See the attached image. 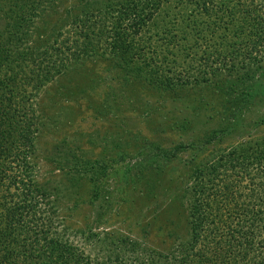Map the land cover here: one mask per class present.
<instances>
[{
  "label": "rangeland",
  "instance_id": "1",
  "mask_svg": "<svg viewBox=\"0 0 264 264\" xmlns=\"http://www.w3.org/2000/svg\"><path fill=\"white\" fill-rule=\"evenodd\" d=\"M8 2L4 21H14L17 14L23 20L19 49H29L28 54L37 55L34 64L45 65L35 70L31 60H24L25 65L15 66L17 78L25 70L29 75L15 83L13 93L22 97L20 102L10 101L18 110L12 117L14 124L29 122L33 135L32 154L25 153L29 167L25 177L46 182L50 200L39 211L43 224L74 249V256L83 252L90 258L88 264L100 259L112 262L116 256L120 261L117 258L115 264H136V259L141 264H176V257L194 256L201 245L190 239L195 215L191 207L196 205L197 212L212 219L204 229L208 244L236 231L231 241L243 243L239 246L242 254L232 249L239 255L238 264H254L253 257H264L263 219L253 223V234L245 235L240 217H233L230 223L219 221L221 215L235 216L246 207L264 217V198L260 196L264 190L253 185L259 182L257 174L262 169L247 166L253 179L234 171H240V161H233L235 169L231 161L225 163L229 166L225 171L221 166L213 169L240 143L264 141V95L258 91L264 89V64L255 69L248 62L250 69L240 68L243 61L247 63L249 48L243 12L254 8L264 18L262 1L161 0L152 26H143L138 34L143 46L161 43V48L174 52L175 58L169 53L165 61L158 62L159 71L166 76L182 74L180 67L188 50L197 69H219L209 76L211 82L171 87L155 86L132 69H123L107 42L97 45L93 53L102 56L75 58L81 32L88 28L78 20L84 13L98 15L89 26L95 30L103 18L112 21L107 14L112 11L102 10L107 0ZM130 3L132 13L144 4L139 0ZM216 11L219 29L212 30L215 25L211 28L208 22ZM154 30L160 35H154ZM235 30L236 38L231 37ZM230 44L237 47L232 66ZM145 56L150 54L145 52ZM246 70L245 81L254 72L252 78L258 77L260 83L254 85L251 79L253 87L248 92L252 98L236 108L238 99L222 97L218 86L241 77ZM0 73V80L8 79L7 72ZM4 110L11 112L0 106L3 114ZM9 150L0 164L7 171H20L21 155L12 159L15 153ZM248 196L251 201L247 202ZM240 226L241 234H237ZM217 233L221 236L214 240ZM245 239L256 244L258 251L246 247ZM115 240L120 243L115 245ZM127 242L156 250L160 259L127 246Z\"/></svg>",
  "mask_w": 264,
  "mask_h": 264
},
{
  "label": "trees",
  "instance_id": "2",
  "mask_svg": "<svg viewBox=\"0 0 264 264\" xmlns=\"http://www.w3.org/2000/svg\"><path fill=\"white\" fill-rule=\"evenodd\" d=\"M133 1L134 0H107L102 10H104V13L112 11L111 14H107L112 16L113 20L106 21L103 18L101 20V26L100 28H96L97 30L89 28V26L95 22L98 15H94V13H84V16L78 21L81 23L80 26L88 25V28L84 32H81L82 37L80 44H78V49L74 52L75 55H77L75 58L94 55L102 56L103 53H93L96 51L98 47L97 45H102L103 42H107L110 44L109 47L113 53L112 55L117 59L116 64L120 63L123 69H132V72H135L137 77L148 83H152L155 86L171 87L175 84L186 85L190 82L194 84L211 82L209 76L215 75V71L219 69L211 67L197 69V67L193 65V55L188 48L184 46L182 49H187L188 51L185 55L187 56V60L180 67L182 74L166 76L162 71H159L161 63L158 62H162V60L165 61V56L169 53V55L173 57L175 55L174 52H171L169 48H161V43H156L153 46L147 44L145 47L139 40L140 36L138 38V34H140L143 26H152L154 20H156L157 13L155 11L158 9L161 0H139L144 2V4L142 3V8L134 10L132 13L130 12L129 6L131 5L130 2ZM259 1H262L260 2V5L263 7V0ZM3 3L7 5V9L3 8ZM1 9L4 13L2 12V20L0 19V72H7L8 79L4 78L0 80V86H2L0 91V106L11 109V112L4 110L3 114L2 111H0V159L5 155V151H8V154L11 153L9 150L10 148H12L15 153L12 155V159L18 157V154L21 155L22 159L19 160L20 166L18 167L20 171L17 170V172L15 170L10 171L11 168L7 171L5 170L6 168L2 167V164H0V264H88V260L90 259L89 256L81 251L74 256V249L67 244L65 240H61L59 237L55 236L49 230L48 224H43V216L39 211H41V205L48 203L50 200L48 187L45 186L46 182L37 183L33 178H30V176L25 177V174L29 173L25 170L26 168L29 169L25 153L29 155L32 154L33 135L31 131L28 130L29 122L26 123L21 121L19 125L14 124L15 120L12 117L18 110L16 107L10 106V101L15 100L20 102L22 97L15 94V83L18 85V79L29 77L25 70L20 73L22 75L17 78L16 71H18L20 63H24V60H31L34 64L37 55L31 53L28 54L27 51L30 50L27 48L19 49L22 45V17L17 14L14 16V21H4V18L8 17V11L10 9V3L8 0H0V11H2ZM243 15V20L246 23L245 28L248 29V31H246V44H249V48L248 51H246L248 53L247 63L243 61L240 68H243L244 66L247 67V69H250L248 66V62H250L253 64V67L256 66L255 69H261L264 64V48L260 51L258 49L261 48L258 47H264V18L260 16L259 10H254V8L245 9ZM218 19L219 16L216 11L213 13V18L208 22V25H211V28L215 25L212 30L219 29L215 24V21ZM237 30L232 32L231 37H237ZM153 34L160 35L155 30L153 31ZM232 42L236 43V41ZM228 51L232 66V63L237 56V47L235 48L234 44H230ZM33 52L37 53L36 51ZM145 52H148L150 56L146 57ZM221 54L222 52H219L218 56ZM43 65L44 64L42 63H36L34 64V69H43V67H45V65ZM204 65L207 67L208 64ZM15 66L18 68H15ZM247 73L246 70L244 73L246 77L244 78L243 74L241 76L242 78H233L232 80L225 81L218 86V90H220L222 97L238 99V101H235L236 104L238 103L236 108H240L244 102L249 101L250 98H252V94L250 95L248 92L249 87H253L252 84L255 85L260 83L258 77L254 79L252 78L254 72L250 78L248 77L250 82L249 79L245 81L248 76ZM229 74L231 73L229 72ZM0 77H3L2 73H0ZM43 78H45V76ZM46 78L48 79V77ZM13 91L15 93H13ZM258 91L261 92L260 95H264V89L260 88ZM260 99L262 98L259 97L258 100ZM15 119H17V117ZM19 146L23 149H20ZM228 154L227 160H225L224 163L214 164L213 169H217L218 166H221L222 170L225 171V169L229 167L225 163L227 161L233 162L236 160V163L240 161V164H237L239 165L238 168L240 171H234L240 173L241 177H249L247 166L255 164L254 166H257V169H262V172L257 174L260 179L258 180L259 182L253 185H256L263 191L264 141H254L252 145L249 144V142L244 141L237 147L231 148ZM12 161L14 160H9V162ZM235 162L231 164L233 169L236 168ZM249 179L253 178L249 177ZM224 187L228 188L227 185ZM260 196L264 198L263 195L260 194ZM224 197L226 200L227 198L225 195ZM249 200L251 201L250 196H248L247 202ZM226 205L227 204L224 203V207ZM247 208L249 207L242 208V212L238 214L239 216L221 215L219 221L230 223V219L233 217L234 219L240 217V221L246 226L244 230H242L244 231L243 234H253L250 233L251 226L256 224L260 219L264 220V217L258 210L254 208H249L247 210ZM191 209L192 214L195 215L192 222H190V239L192 242H200L201 245L194 253V256L189 257L183 254L180 257H176V264H224L222 261L225 257H227V264H238L239 255L236 257L237 254L233 253L232 249L234 248L237 253L242 254L243 249L241 250L239 246L243 245V243L239 240L234 243L231 241L234 238L233 235L236 231L234 233H227V239L223 236L222 240L208 244L205 240L204 229L212 219L207 218L204 213L197 212L198 207L196 205H193ZM24 217L25 220L23 219ZM249 220H251V223H249ZM238 233L241 234V226L238 229L237 234ZM220 236L221 234H215V237L217 238L214 240H218V237ZM112 242L115 243V245L120 243L119 240ZM244 242L246 247H252L253 252L255 249L258 251V246L251 243L250 240L245 239ZM128 245L132 248L137 247L140 251H145L147 254L148 252L151 254L154 253L153 257L155 259H160V255L156 250L154 252L151 248L138 246L135 242H127V246ZM260 257L261 255L257 258L253 257V263L264 264V257ZM117 258L119 259V257L116 256L115 261L112 262L100 259L95 261L94 264H115L118 262ZM135 263L141 264L143 262L136 259ZM148 263L150 264V262ZM155 264L164 263L159 262Z\"/></svg>",
  "mask_w": 264,
  "mask_h": 264
}]
</instances>
